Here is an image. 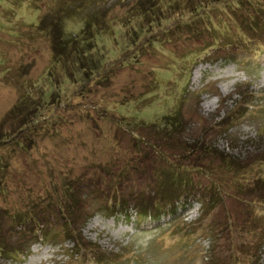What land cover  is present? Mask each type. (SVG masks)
<instances>
[{"label": "rangeland", "instance_id": "374dc122", "mask_svg": "<svg viewBox=\"0 0 264 264\" xmlns=\"http://www.w3.org/2000/svg\"><path fill=\"white\" fill-rule=\"evenodd\" d=\"M58 9L67 35L99 18L88 39L100 62L89 76L57 64L56 30L35 26ZM43 85L55 97L38 99ZM24 96L37 119L18 135L27 117L8 112ZM199 140L215 147L192 169L184 206L115 216L90 197L121 170L132 171L121 179L129 191L156 196L163 179L168 191L164 172L187 156L183 165L196 163ZM232 158L242 165L227 168ZM82 175V233L70 238L54 211ZM213 191L215 201L203 198ZM35 201L56 203L44 212L59 236L22 241L13 217ZM80 237L113 250L104 264H264V0H0V240L28 250L0 253V264H78ZM80 264L101 262L85 255Z\"/></svg>", "mask_w": 264, "mask_h": 264}, {"label": "trees", "instance_id": "16d2710c", "mask_svg": "<svg viewBox=\"0 0 264 264\" xmlns=\"http://www.w3.org/2000/svg\"><path fill=\"white\" fill-rule=\"evenodd\" d=\"M51 14L52 19L50 22H46V18L48 17V14ZM62 9L58 10H47L45 19L41 18L37 21L35 24L37 29H40L41 31L47 30V26L52 25V30H56L55 32L51 31L52 39H53V46H54V61H57V64L63 65L62 67L69 72L70 75H73V73L76 70H79L86 75H90L93 73L100 62L99 59H97L95 56H93V53L90 52V49L95 48L91 43H89V36L92 33V30L95 26V24H98L99 18L96 17H90L87 19L86 24L79 29V31H75L74 34L67 35V31L65 28L60 26V22H63V18L65 15L61 14ZM60 26V30L59 29ZM88 44V45H86ZM56 76V72L51 69L49 74V79L51 83L53 84L54 79ZM45 88V91H47V94L43 93L41 97L38 99L43 98L44 101L55 97V91L49 92L48 87L43 85ZM27 97L30 98V103L34 102L35 99H33L29 92L26 93ZM47 95V96H46ZM53 96V97H51ZM50 97V98H49ZM24 103L21 105L18 104L15 107L11 108V110L8 112V115H14L18 116V118L21 117H27L29 115V111H23V108L29 107L27 104L26 96ZM41 103L39 102L36 107H38ZM35 111V109L33 110ZM37 119L36 116L27 117L25 118L22 123L20 124V127H18L16 132L19 134L26 132V127L28 126L29 129L33 128V123ZM174 123V122H173ZM168 139H171L169 136H167ZM17 140L20 138H16ZM183 142L189 143L192 142V140L189 142L187 139H182ZM200 145L198 148H201L199 151V158L196 159V163L192 164L191 161L183 165L184 159H188V156L185 157L183 160H181L180 164L175 165L177 167L170 168L169 171L164 172L167 174V177L165 178V183L168 184L169 190L167 191V188L163 181L160 182L159 187L156 188L157 194L156 196L150 195V198H147V196H144L141 192H138L137 189H130L127 190L124 188L121 179L123 177L128 176L129 171L127 173H123V171H119L116 174L113 175V182L112 184H102L99 180L94 183V188L88 189V192L90 194V197H100L103 200H105V204H101L103 211H110L111 214L117 215V214H125L126 216H130L133 208H135L136 213L141 214H148V215H159L161 214L162 210L166 209V206H170L172 210H176L177 207L183 205L187 201H191L193 198V193H195V183L193 182L192 177V169L197 165H200L198 163L199 159L206 158L210 156L211 154V147H215L214 143H205V140H199ZM198 141H195L194 144L197 145ZM216 149V148H214ZM191 153L193 149H188ZM215 151H213L214 153ZM181 159V158H180ZM210 159H214L211 157ZM190 160V159H189ZM180 162V160H179ZM226 166L227 168L231 167H237L241 166L242 164H239L238 161L232 159L226 160ZM80 177V176H79ZM84 175H82L81 178H79V181L70 180L65 184V191H64V198L62 200V203H57L59 206V209L56 208L55 204H49L47 208H44L43 205H41L38 201L33 202L26 210H23L22 212H18L14 219V226L19 227L23 231L21 233L23 240L27 241L28 239H33L34 237L39 239H47L50 235L53 237H57L60 234L58 232L50 233V228L53 224V221L51 220L50 213H45V209L53 211L52 208H56L54 212L58 213L60 218L62 219V234L64 233L66 237H75V234H81L82 228L79 225V218L76 216V210L78 209L79 205V194L78 189L79 185L83 182ZM75 187V188H73ZM88 187V186H86ZM89 188V187H88ZM215 191L211 192L210 194L204 193L206 196L203 198L207 201H211L214 199L213 194ZM88 195V193H85ZM158 196L160 198H158ZM67 199L74 203L72 206L69 202H67ZM216 199H214L215 201ZM63 203L65 206H63ZM42 204H45L42 202ZM50 207V208H49ZM111 207H114L111 209ZM105 209V210H104ZM158 212V213H157ZM86 219V218H85ZM37 241L34 240L33 242ZM77 243L78 248L76 250H73L72 253V263H78L80 264L83 260V257L85 255L91 258H94L95 260L101 262V264H104V262L109 258L112 259L111 256L114 255L113 250H106L101 249L100 246L95 247L93 244L89 245L90 240L85 239V237H80L79 240H75ZM25 242H22L18 246H9L7 241L0 240V253H4L5 256L9 255L11 257H14L16 259H23L28 255L27 246H24ZM93 247V248H92ZM90 249V252H89Z\"/></svg>", "mask_w": 264, "mask_h": 264}]
</instances>
